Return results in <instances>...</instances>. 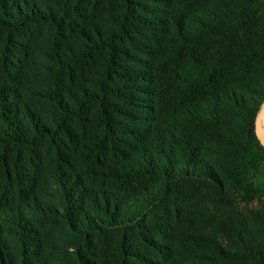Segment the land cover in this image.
I'll use <instances>...</instances> for the list:
<instances>
[{
    "label": "trees",
    "instance_id": "16d2710c",
    "mask_svg": "<svg viewBox=\"0 0 264 264\" xmlns=\"http://www.w3.org/2000/svg\"><path fill=\"white\" fill-rule=\"evenodd\" d=\"M263 102L264 0H0V264H264Z\"/></svg>",
    "mask_w": 264,
    "mask_h": 264
},
{
    "label": "water",
    "instance_id": "95a60500",
    "mask_svg": "<svg viewBox=\"0 0 264 264\" xmlns=\"http://www.w3.org/2000/svg\"><path fill=\"white\" fill-rule=\"evenodd\" d=\"M263 117H264V102L256 118V134L260 143L264 146V131L262 127Z\"/></svg>",
    "mask_w": 264,
    "mask_h": 264
},
{
    "label": "rangeland",
    "instance_id": "374dc122",
    "mask_svg": "<svg viewBox=\"0 0 264 264\" xmlns=\"http://www.w3.org/2000/svg\"><path fill=\"white\" fill-rule=\"evenodd\" d=\"M256 204H249L248 206L251 208V207H255ZM242 209L245 210L246 209V205L245 204H242L241 205ZM212 208V207H211Z\"/></svg>",
    "mask_w": 264,
    "mask_h": 264
},
{
    "label": "bare ground",
    "instance_id": "6f19581e",
    "mask_svg": "<svg viewBox=\"0 0 264 264\" xmlns=\"http://www.w3.org/2000/svg\"><path fill=\"white\" fill-rule=\"evenodd\" d=\"M262 127H263V131H264V117H263V120H262Z\"/></svg>",
    "mask_w": 264,
    "mask_h": 264
}]
</instances>
